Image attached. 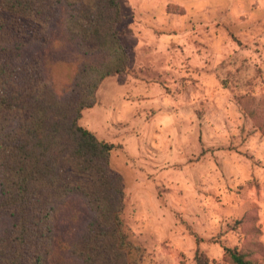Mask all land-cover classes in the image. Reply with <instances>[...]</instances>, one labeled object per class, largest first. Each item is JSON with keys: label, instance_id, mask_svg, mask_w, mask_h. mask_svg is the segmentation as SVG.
<instances>
[{"label": "rangeland", "instance_id": "obj_1", "mask_svg": "<svg viewBox=\"0 0 264 264\" xmlns=\"http://www.w3.org/2000/svg\"><path fill=\"white\" fill-rule=\"evenodd\" d=\"M118 2L130 61L79 124L113 144L130 241L149 264H232L226 247L264 264V0ZM66 17L64 5L51 41L26 51L58 95L83 60ZM65 218L48 264H79L66 244L85 219Z\"/></svg>", "mask_w": 264, "mask_h": 264}, {"label": "trees", "instance_id": "obj_2", "mask_svg": "<svg viewBox=\"0 0 264 264\" xmlns=\"http://www.w3.org/2000/svg\"><path fill=\"white\" fill-rule=\"evenodd\" d=\"M64 5L83 60L58 95L42 58L26 51L51 41L50 22ZM119 20L118 0H0V264H48L64 212L68 223L85 219L66 244L79 264H149L121 218L125 193L109 166L113 144L79 124L103 79L130 61ZM224 252L232 264H255L235 248ZM195 262L208 258L197 253Z\"/></svg>", "mask_w": 264, "mask_h": 264}]
</instances>
